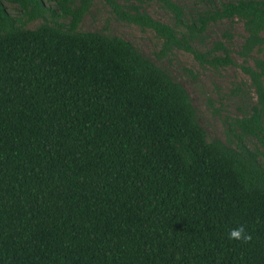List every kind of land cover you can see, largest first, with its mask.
<instances>
[{
    "label": "trees",
    "instance_id": "1",
    "mask_svg": "<svg viewBox=\"0 0 264 264\" xmlns=\"http://www.w3.org/2000/svg\"><path fill=\"white\" fill-rule=\"evenodd\" d=\"M106 1L213 68L234 63L227 44L191 41L240 21L256 101L208 138L168 71L79 29L91 0H12L19 17L0 0V264H264V0L210 2L190 23L165 0L177 25Z\"/></svg>",
    "mask_w": 264,
    "mask_h": 264
},
{
    "label": "rangeland",
    "instance_id": "2",
    "mask_svg": "<svg viewBox=\"0 0 264 264\" xmlns=\"http://www.w3.org/2000/svg\"><path fill=\"white\" fill-rule=\"evenodd\" d=\"M7 12L14 17L20 13L12 0H1ZM45 6L56 7L57 0H41ZM177 4L182 12L181 19L187 23L197 21V17L208 9L209 3L217 0H170ZM125 11L132 12L128 7L138 6L151 18L168 25H177L173 11L165 0H115ZM50 20V14L46 15ZM41 19L29 22L27 27L36 26ZM80 30L101 31L117 35L129 42L145 57L164 68L188 92L196 110L197 121L205 130L208 138L226 140L229 123L236 116L247 113L256 101L250 79L243 71L246 63L237 54L243 42L245 31L240 21H218L207 26L202 33H197L191 41V46L201 52L209 51L215 42L221 41L230 49L233 64L223 68H213L200 62L191 53L182 49H165L163 39L149 29L124 22L111 10L106 0H91L90 8L84 15ZM232 35L227 41L224 33ZM255 56V53L252 54ZM252 64V59L246 60Z\"/></svg>",
    "mask_w": 264,
    "mask_h": 264
},
{
    "label": "clouds",
    "instance_id": "3",
    "mask_svg": "<svg viewBox=\"0 0 264 264\" xmlns=\"http://www.w3.org/2000/svg\"><path fill=\"white\" fill-rule=\"evenodd\" d=\"M229 239L247 241L249 239V237L244 233L243 228H237V229L232 230L230 232Z\"/></svg>",
    "mask_w": 264,
    "mask_h": 264
}]
</instances>
